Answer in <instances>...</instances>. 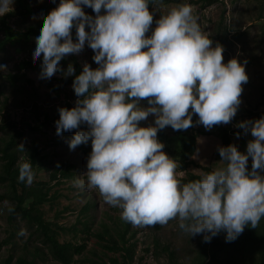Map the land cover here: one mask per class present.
Returning <instances> with one entry per match:
<instances>
[{
  "label": "clouds",
  "instance_id": "obj_1",
  "mask_svg": "<svg viewBox=\"0 0 264 264\" xmlns=\"http://www.w3.org/2000/svg\"><path fill=\"white\" fill-rule=\"evenodd\" d=\"M152 2L59 0L43 17L32 47L33 58H41L39 78L60 71L58 61L79 52L85 42L98 65L84 63L75 75V106L57 109L55 131L77 129L69 149L90 141L86 185L78 177L74 183L96 188L106 203L121 209L124 221L143 227L178 218V227L190 236L203 233L208 241L223 230L225 241L234 240L245 225L255 228L264 216V114L237 123L254 137L244 152L231 143L218 146L220 166L181 182L183 173L161 151L157 130L185 129L193 113L205 128L229 122L248 77L244 62H222V45L212 46L189 3L170 7L145 35L153 23ZM12 3L0 0V16L12 11ZM81 5L90 6L95 15L86 14ZM73 71L69 63L64 75ZM142 98H147L146 107L139 104ZM149 114L153 124L140 126ZM16 146L25 151L23 143ZM33 177L30 159L18 161L17 179L31 184Z\"/></svg>",
  "mask_w": 264,
  "mask_h": 264
},
{
  "label": "rangeland",
  "instance_id": "obj_2",
  "mask_svg": "<svg viewBox=\"0 0 264 264\" xmlns=\"http://www.w3.org/2000/svg\"><path fill=\"white\" fill-rule=\"evenodd\" d=\"M28 2L33 10L31 14L18 15L8 20V24L17 31L26 32L30 26L38 25L43 17L58 5L59 0H28ZM186 3L192 5L193 14L197 17L201 30L206 32L212 40V46L217 43L222 44V62L230 58L244 62V71L248 79L242 82L240 103L231 118L232 122L222 123L230 128L231 144H234L238 151L244 152L247 142L254 137L250 131L245 132L236 125L239 121L250 120L249 110H264V0H218L212 4L204 0H186ZM176 5L178 3L162 4L161 1L150 3L149 11L153 13V23L145 35L150 33L155 20L160 15ZM81 7L86 14L95 15L90 6L81 5ZM85 28L87 30V25ZM70 33L75 41L74 26ZM3 39L4 35L0 32V65L3 66L0 68V138L13 133L12 128L17 126L25 132L19 144L23 143L25 146L32 140L38 142L42 154L47 156V163L43 164V169L34 173L32 182L47 181L58 162L76 164L75 178L53 187L52 193L58 190L62 195L53 205L44 206L46 218L53 220L59 216L57 219L59 224L71 230L66 232L68 234H62L61 241L73 239L78 245L85 244V250L77 256L78 261L74 264L108 262L110 258L115 257V253L107 251L102 244L110 243V236L117 237L118 230L123 229L124 220L120 216L121 209L106 203L96 188L76 186L74 180L77 177L85 180L86 185L85 172L87 157L91 150L90 141L69 149L68 141L77 129L61 130L57 134L54 123L59 118L57 110L59 107L75 106L77 96L71 87L75 74L74 58L81 66L87 63L91 68H95L98 65L92 60L93 50L85 42L79 52L67 54L58 61L60 71L54 72L50 78L42 79L38 77L41 58H33L32 53L34 36L27 40L16 39L2 49ZM25 61L30 62L31 65L22 66ZM69 63L74 71L66 76L64 70ZM139 104L146 107L147 101L141 99ZM153 121L154 115L149 114L138 124L148 126L153 124ZM3 125H8V128L2 129ZM199 126L200 124L197 125L198 128ZM84 130H87V125ZM205 130L208 135L199 134L193 160L203 166L215 168L221 165L217 148L224 145L216 128L211 126ZM236 133L239 135H235ZM156 136L163 144L161 151L169 157L171 154L166 148L179 149L185 141L171 126L158 129ZM247 163L251 164V157L247 158ZM1 164L0 159V169ZM178 167L179 163H177ZM191 169L197 174L205 172L195 168L194 165H191ZM176 171L183 173L178 177L179 179L186 177V172L177 169ZM7 190L6 185L0 184V195ZM86 205L89 209L83 210ZM10 206V201H0V242H6L0 250V264H6L11 256H13L11 264H15L18 256L35 252L36 247L42 248L40 236L33 227L20 218L9 220ZM178 223V218H173L163 225L153 224L143 227L131 225L128 236L132 230H137L135 262L143 258V261L149 264H196L195 258L209 240L202 239L203 233L190 236L178 227ZM84 224L88 227L87 230ZM75 226L78 228L77 231L74 230ZM106 228L109 233H106ZM21 229L23 233L18 234ZM98 234L104 235L103 240L97 236ZM218 236L225 240L223 230L218 233ZM156 240L159 241L158 247H155ZM25 245L28 246L27 249L24 248ZM164 246H170L174 251L173 261L170 260L168 253L163 251ZM147 248L149 252L146 251ZM156 252L160 255H155ZM35 264L57 263L45 252V249H42L41 256L36 259Z\"/></svg>",
  "mask_w": 264,
  "mask_h": 264
},
{
  "label": "trees",
  "instance_id": "obj_3",
  "mask_svg": "<svg viewBox=\"0 0 264 264\" xmlns=\"http://www.w3.org/2000/svg\"><path fill=\"white\" fill-rule=\"evenodd\" d=\"M161 1L162 4L170 3H186V0H155ZM208 4L217 2L218 0H204ZM12 11L0 16V32L3 33L4 39L1 41V48L16 39H30L35 35L38 25H33L28 28L26 32H21L13 29L8 20L12 17L22 15L26 16L33 12L32 7L28 0H13ZM150 7V4L149 6ZM104 10L101 9V12ZM222 45V44H220ZM28 61L23 62L22 66H30ZM73 67L75 75L82 71V66L74 58ZM147 101V98H142ZM264 114V110H249L248 116L250 120L259 118ZM192 124L185 129H178L175 132L185 139L183 145L179 149L166 148L171 157L179 163L178 171L186 172V177L180 178L181 182H187L199 177L200 174L193 172L191 165L195 168H200L205 172L210 171V166H203L193 160V155L196 152V147L199 139V134L208 135L206 128L198 122V116L193 113ZM232 119L229 120V123ZM200 124L199 128L197 125ZM217 129L218 135L224 146L231 143L230 128L224 126L222 123L212 125ZM80 129H84L86 124L78 125ZM7 129L8 125H3L2 129ZM13 133L7 137L0 138V159L2 161L0 169V184L6 185L8 190L0 195V201L8 200L11 203L9 220L20 218L25 221L29 226L33 227L40 236L42 248L36 247L35 252L23 254L18 256L15 264H35L36 259L41 256V250L45 249L52 259L57 264H74L78 260L77 256L81 255L85 250V244L78 245L73 239L61 241L63 233L71 231L70 229L61 226L58 222L59 216L55 219L46 218L44 206L49 204L53 205L60 197L61 193L56 190L52 193L54 186H60L75 178L76 164L58 162L52 169L49 179L47 181H36L31 184H25L23 181L17 179L18 175V161L21 159H30L33 172L43 169V164H46V157L42 154V150L38 146L36 140H32L30 144L23 146L25 151L17 149L19 141L25 135L22 129L14 126ZM18 129V130H17ZM4 131V130H3ZM7 132V131H6ZM5 133V132H4ZM22 154L24 156L22 157ZM21 158V159H20ZM185 159V160H182ZM246 168H251V164H246ZM192 170V172H191ZM257 171H260L259 169ZM89 206L86 205L83 210H88ZM173 219V218H172ZM85 229L88 227L84 224ZM131 224L124 221L123 229L118 230L117 237L111 235L110 243L107 245L102 244V247L107 251L115 253V257L109 259L108 262L103 264H149L143 261L135 262V248L137 245L136 234L137 230H132L128 236ZM74 230L78 228L75 226ZM106 233L109 230L106 228ZM68 234V233H66ZM103 240V234H98ZM4 243L0 242V250ZM159 246V241H155V247ZM28 248L27 245L24 247ZM149 252V248L146 249ZM163 251L168 253L170 260H174L175 253L170 246H164ZM157 256L160 254L156 252ZM13 256L9 258L6 264H11ZM196 264H264V216L257 222L255 228L245 225L242 232L231 241L222 240L218 234L212 236L209 242L202 248L200 254L195 258Z\"/></svg>",
  "mask_w": 264,
  "mask_h": 264
}]
</instances>
